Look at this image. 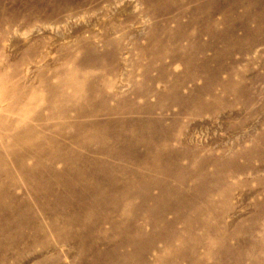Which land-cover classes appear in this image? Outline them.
Instances as JSON below:
<instances>
[{
    "label": "rangeland",
    "instance_id": "1",
    "mask_svg": "<svg viewBox=\"0 0 264 264\" xmlns=\"http://www.w3.org/2000/svg\"><path fill=\"white\" fill-rule=\"evenodd\" d=\"M56 1L0 0V186H7L0 188V264H264V0H237L230 14L223 0L222 13L192 18L207 48L197 53L194 37L163 38L172 16L170 26L166 17L157 20L162 38L150 43L154 21L127 1L126 11L110 17L116 2L92 0L98 11L67 26L25 25L29 9L39 20ZM60 1L62 13H84L90 3ZM94 16L97 26L86 25ZM201 59L219 80L237 85L227 93L214 87L216 103L202 98L219 119L182 117L171 101L176 93L144 81L201 79L191 69ZM73 81L79 85L64 87L63 101L54 97ZM138 85L156 89L160 102L152 95L144 102ZM103 150H122V157ZM189 150L195 154L185 156ZM175 152L183 156L162 162ZM233 157L229 211L202 213L205 194L193 200L200 183L191 177L205 158L202 175L217 164L232 172Z\"/></svg>",
    "mask_w": 264,
    "mask_h": 264
},
{
    "label": "bare ground",
    "instance_id": "2",
    "mask_svg": "<svg viewBox=\"0 0 264 264\" xmlns=\"http://www.w3.org/2000/svg\"><path fill=\"white\" fill-rule=\"evenodd\" d=\"M109 3H114V6L110 7L111 9L109 10V13H107V16H113L119 11H126V9L123 7L124 3L127 1L129 3H137L138 6L141 8L143 7V12L140 15V18H149L152 21H154V32L151 33L149 36L150 43L154 41H159L162 38V35H159L156 31L158 30V22L157 20L161 18H167L168 25L170 26L172 22H169L168 18L172 16L176 21L174 24L173 29L170 27V29L167 31V36L164 35V39L167 40H174V42H178L181 39H189L191 37L198 38V34H200L202 31L197 28V26L192 23V18H202L203 19H208L210 16H213L215 13H222V8L219 7V3L223 0H185L186 5H183L181 0H107ZM86 2L89 3V8L82 13L81 11H76L75 10H70L69 12H63L60 11L59 5L61 4L60 0L56 1V7L52 9H47L46 11H43V16L37 20L36 17L31 18V10L29 9V16L28 18L25 19V25H30L37 21L41 26L49 25L51 27H54L57 29V27L61 25L67 26L69 22H72L73 20L79 21L82 17L85 15L91 14L93 12L98 11V4L92 3V0H74L75 6L79 8L83 7ZM196 4L195 7H188V5ZM227 6V13H233L234 10L237 8V0H229L226 3ZM81 16V17H80ZM54 18L55 20L50 22V19ZM207 20V21H208ZM133 21V18H128L126 19L123 24H130ZM184 21V22H183ZM86 25L90 26H97V21H96V16L93 18L87 19V22L85 23ZM213 27V25L211 24ZM37 29V28H36ZM148 39V40H149ZM191 49H193L196 53L204 51L206 48V45L200 42V40L197 39V43L194 46H190ZM152 57H155L154 53H151ZM197 57L196 56H190L189 59L191 61H196ZM219 57H216L215 59L218 60ZM216 60V61H217ZM173 61H176L175 58H173ZM218 62V61H217ZM182 63V62H180ZM208 60L206 59H201L200 64L191 69H196V73L201 75V79H198V76L196 75H189L182 80H179L176 85L173 84H168L166 85L165 82L163 81V76L159 75L155 80H150L146 76L144 78V81L147 83L151 82H159L160 85H163L166 89H168L170 92H173L174 94L176 93L177 96L172 97L171 101L173 103L177 104L180 107V115L182 117H193V118H200L202 115L206 114L208 115L209 118H215L219 119V114L220 111L214 107L213 105H205L203 104L202 98L204 96H209L211 99L212 103H216L218 101V97L213 93L214 87H218L222 93H227L229 90L234 89L237 92V85L232 84L231 80L229 79L228 82H222L218 78V72H213L209 70L208 67ZM220 65L218 64V68ZM190 68V66H189ZM170 69V68H169ZM237 76V75H236ZM175 79L177 76H173ZM196 80H201L202 85L197 86L195 83L197 82ZM186 84H189L191 87L187 91V94L182 96L179 92L181 87L183 85L185 86ZM232 84V85H230ZM79 85V83L76 82H64L61 86H59L55 92H53L54 97H56L58 100L63 101V95H62V90L64 87L71 86L76 87ZM151 88V87H150ZM149 92V93H148ZM134 93L137 94L142 98L144 102L147 101V96L152 95V97L155 99L156 102H160L161 100V95L160 93L154 89H147L143 90V87L141 85H138L137 88L134 90ZM148 93V94H146ZM75 101V100H73ZM237 104V98L234 99V103ZM154 109H157V106H152V107H147L146 109H142L140 112L143 113L147 111L148 113L152 112ZM159 121L157 122H146L145 127L147 126H156L158 125ZM164 136L168 138L169 134L164 131ZM194 133H187L185 135V138L191 140L194 136ZM180 143V142H179ZM139 145L143 146L145 150H157L150 142L146 141H140ZM182 146V142L179 144V147ZM102 149V148H101ZM56 151V150H55ZM111 151V150H110ZM124 151V150H123ZM158 151V150H157ZM164 150H159L158 152L161 153ZM103 152H106L110 155H115L117 158L120 157L122 150L114 151L113 153H109L108 150H103ZM112 152V151H111ZM105 154V153H104ZM162 154V153H161ZM195 151L194 150H189L188 154H185V156L189 155H194ZM183 156V154L181 153ZM181 155L179 153L175 152L170 160H165L161 159L162 162L165 164L169 163L171 160H176L177 158H180ZM149 156V155H146ZM161 156V155H160ZM122 157V155H121ZM227 166H234L236 169L234 171H229L226 169V165L223 164H217L215 166V171L211 175H202V173L205 170V167L210 163V158H205L201 161V166H199V169L196 170L197 173L195 174L194 177H191L193 180H197L200 184L196 187V192L194 195L193 199L194 201L196 199H199V197L204 193V201L201 207L202 213L206 214H213L216 215L217 218L222 217L226 212L229 211V206L226 203L231 195L232 189L236 188L237 186H231L229 184V181L232 177L237 172V165H236V158H231L227 161ZM73 172V171H72ZM216 174H222L223 177L218 180L214 181V178ZM28 175V174H27ZM79 176V175H78ZM48 177V176H47ZM77 177V176H76ZM75 177V178H76ZM166 177V176H165ZM68 186H70V182H68ZM5 184L1 185L0 188H6ZM160 187L161 190L165 189L164 183L160 182ZM31 191L28 188L24 189L25 194H29ZM43 194V193H42ZM41 195V194H37ZM213 196L218 197L219 199L217 201H214L212 198ZM197 201V200H196ZM178 206H184L183 202H179ZM165 207V206H164ZM193 211V210H191ZM1 244V243H0Z\"/></svg>",
    "mask_w": 264,
    "mask_h": 264
}]
</instances>
